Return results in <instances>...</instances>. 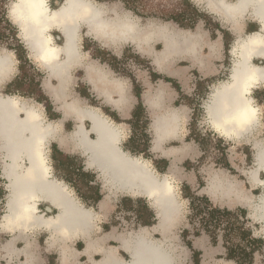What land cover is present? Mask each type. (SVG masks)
Returning a JSON list of instances; mask_svg holds the SVG:
<instances>
[{"label":"bare ground","instance_id":"1","mask_svg":"<svg viewBox=\"0 0 264 264\" xmlns=\"http://www.w3.org/2000/svg\"><path fill=\"white\" fill-rule=\"evenodd\" d=\"M198 1L205 2L207 8L220 21L232 24L236 36L230 51L233 56L230 78L213 88L206 103L208 122L215 131L229 140L250 142L261 122L252 92L264 84V64H255L256 59L264 60V0ZM16 2L17 0L12 2L10 14L14 23L19 25L32 57L49 71L51 77H58L61 82H64L63 78L66 79L73 65L80 61L77 47L82 23L89 25L90 32H97V35L114 34L116 28L121 31V36L129 32L132 40L139 42L138 48L153 56L154 64L163 71L179 58L189 59L201 67L207 62L203 49L206 45L210 46V43L207 34L200 28L191 31L171 24L140 25V19L136 17L131 24L119 18L120 21L113 25L103 19V10L92 0H65L55 10L50 9L47 0H41L39 10L42 15L39 17V24L25 23L12 15V6ZM246 18L256 19L261 23L263 31L242 34V21ZM54 27L65 37L63 46L56 45L50 36L49 32ZM155 42H161V50L155 51ZM215 45L216 43L211 44V55ZM13 65L11 55L0 52V79L12 76ZM45 87L51 89L50 83L47 82ZM165 94L166 90L161 86L155 98H161ZM33 103L15 96L0 95V151L4 152L2 170L8 189L6 213L0 227H19L32 231L45 226L53 239L51 245L60 244L67 251L76 240L81 239L85 242V253L92 255L96 251L98 241L94 239V232L98 213L83 205L69 186L56 179L51 171L47 147L51 141L57 139L61 144L79 148L86 155L89 167L94 166L93 164L99 165L106 183L114 192L120 190L136 196L150 195L157 206L162 224L170 220L173 212L179 211L181 203L176 202L175 186L170 175L160 176L149 161L124 153L118 146L120 133L123 131L120 132L118 126L113 125L109 118L102 116L95 108H83L74 101L67 106L71 110L68 112L80 119H89L90 129L80 122L68 135H61L60 125L45 122L44 113ZM240 112L247 113V123H223L225 117ZM153 116L154 145L155 149H160L164 141L175 136L177 114L171 111L159 115L154 113ZM90 133L96 137L90 138ZM253 148L255 167L247 171V177L252 186L261 187L262 194L254 196L244 192L243 196L242 193L238 195V199H244L253 220L263 224L261 233L264 235V179L260 178V174H264V140H255ZM181 150L182 148L174 152L176 158L173 168L182 155ZM219 182L220 179L215 176L212 185H220ZM44 201L55 205L58 213L50 217L41 214L39 204ZM133 235L130 242L132 248L126 245L131 254L129 261L106 250L103 260L95 264H177L179 255L175 247L166 244L165 240L148 239L143 231ZM6 247L11 250L13 241ZM61 264H72L65 252Z\"/></svg>","mask_w":264,"mask_h":264},{"label":"crops","instance_id":"2","mask_svg":"<svg viewBox=\"0 0 264 264\" xmlns=\"http://www.w3.org/2000/svg\"><path fill=\"white\" fill-rule=\"evenodd\" d=\"M192 1L200 12L214 14L207 8L208 6L205 2L198 0ZM227 1L234 2L235 0ZM47 2L50 9L55 10L63 5L65 0H47ZM95 3L103 10V19L108 20L113 25H116L120 19H124L126 23L129 21L131 24L135 21V17L138 18L133 10L127 8L125 3H100L96 1ZM213 16L220 24H223L215 14ZM7 19L16 28L17 40L25 51L24 59L29 60L30 64L36 67L32 69L34 72L26 71L22 62L23 59H19L18 53L15 50L0 49L1 53L11 55V58L14 60L12 76L0 79V95L20 97L22 100L37 99L41 103L40 105L44 107L45 122L50 121L59 124L61 135H68L80 122L87 129H90L91 125L89 119H80L77 115L69 113L68 111L71 110L67 106L76 101L83 108H95L102 116L107 119L109 118L108 120L113 125H117L118 127H116L120 132L123 131L122 134L120 133L118 146L124 153L149 161L153 170L160 176L165 175L164 162L172 163L167 174L173 180L176 202L181 203V207L178 212H173L169 221L162 224L158 209L156 208L157 206L153 203V198L150 195L136 196L126 191L121 192L120 190L114 192L109 188L110 185L106 183V178L99 165L93 164L94 166L89 167L86 155L79 148H72V146L61 144L58 139L53 140L47 147L48 161L50 162L53 176L66 183L83 205H89L91 203L92 207L85 206L93 208L98 213L99 217L94 232V239L98 241L96 251L92 255L85 253V242L81 239L76 240L74 245H71L67 251L60 244L51 245V240L53 239H51L49 229L45 226V228L42 227L32 231L31 229L22 230L19 227L13 229L0 227V264H52L54 262L53 260L61 264L63 252L69 256L72 264H95L103 260L106 250L114 252L125 261H129L131 254L126 245L132 246L130 242L134 238L133 234L139 231H143L148 239L157 241L165 240L166 244L175 247L176 253L179 255L177 264H216L218 257L226 258L225 260L218 261L217 264H239L237 261L227 258V249L223 244L213 245L206 235L197 236L195 238L196 241L192 245L191 243L187 244L183 234L190 230L189 210L191 207V198L194 195L201 196L208 199L214 207L228 211L238 209L243 211L248 210L249 218L254 223L259 224L251 217V211L245 200L238 199V195L242 193L243 196L244 192H246L249 195L259 196L262 194L261 187L251 185L248 188L250 182L244 181L239 174H233L230 170L223 168L217 169L210 167L204 169V171H197L195 168L191 170H186L185 168L179 169L178 164L183 158L185 159L190 155L198 156L199 154L197 145L188 143L187 139H185L187 142H185L180 151L182 153L180 158L182 159H177L178 161L174 168L172 167L176 158L174 152L177 150L173 151L166 148L170 141L182 137L181 125L182 123L188 122L191 118V110L181 108L184 107L180 105L182 92L186 89L181 90L180 87L182 88V84L186 83L189 86L191 82L190 75L193 74L192 71L200 75V80H206L221 73V69L215 68L213 63L223 59L227 44V41H225V33L227 32L231 36H235L229 26L224 25L223 27V25H220L223 31H227L217 35L216 38L207 35L210 46L206 45L203 49V54L207 60L204 67L193 64L189 59L179 58L173 62L172 66L166 67V70L163 71L154 64L153 56L148 55V52H143L138 48L139 42L132 40L133 38L127 30L126 35H124L125 37L123 35L121 36V31L117 28V31L115 30L117 34L111 33L106 36L97 35V32H90L89 25L82 23L79 28L81 29L79 30V37L81 38H79L80 42L78 41L77 47V51L79 50L78 53L80 54V61L73 65L70 71H68L66 79L63 78L64 82H61L58 77H51L48 74L49 71L40 66L32 57V52L22 38L19 25L17 26V23H14L15 21L10 14V10ZM58 30V28L54 27L49 33L56 45L63 46L65 37ZM241 31L242 34H251L262 32L263 28L261 23L256 19L247 18V20L242 21ZM158 43L160 44L161 42H155L154 44ZM212 43H216V45L211 55ZM142 46L144 47V45ZM206 50H208L209 55H206ZM131 56L152 61L157 71L164 74L166 78L175 81L178 87L169 82L171 86H163L166 90L165 96L155 98L158 89L161 87L153 86V81H155L153 78L155 75L152 80H149L148 77L145 78L143 75L139 77L136 75V79L132 75V72H129V69H127L125 62L122 63V60H126ZM182 61L189 62L191 65L190 68L183 69L177 66ZM261 61L264 62L262 59L255 60V62ZM128 66L130 67V64ZM38 76L40 77L38 78ZM47 82L50 83L51 89L45 87ZM201 86V83L195 84L192 88L190 86L188 88L189 92L198 91ZM175 107L177 108L175 109ZM171 111L177 114L175 136L172 139L164 141L160 149H155L153 114H166L171 113ZM206 118H208L207 113ZM148 122H151V133L147 132ZM215 132L219 134L217 131ZM89 136L92 139L96 137L93 133H90ZM0 153V175L3 176L2 159L4 152L0 151ZM62 156L69 157L72 163L74 160L77 163H73L70 168L63 166L60 162ZM159 164H161L160 168ZM69 172L76 173L75 175L77 177L81 175L91 176L92 179L83 184V189H89L91 187L96 189L99 192V195L95 198L96 200L93 202L88 201L86 200L88 198L83 193H79V191L83 190H80L78 187L76 188V185L73 184L77 180L68 178L67 173ZM237 172L240 173V171ZM215 176L220 179V185H212V180ZM3 178L6 180L4 176ZM184 187L185 189L183 190ZM186 189L191 191L190 196L185 195ZM6 190L8 192L7 184ZM39 209L42 210L40 213L47 217L54 216L59 211L55 205L48 201L41 202ZM123 214V218L119 216ZM120 219H123L124 222L119 223L116 221ZM43 239L44 244H42ZM12 241L13 247L10 250L6 245ZM59 243L62 242L59 241ZM195 250L205 254L203 259L197 262Z\"/></svg>","mask_w":264,"mask_h":264},{"label":"rangeland","instance_id":"3","mask_svg":"<svg viewBox=\"0 0 264 264\" xmlns=\"http://www.w3.org/2000/svg\"><path fill=\"white\" fill-rule=\"evenodd\" d=\"M14 0H0V31L5 33V37L0 39V49L1 50H13L18 43H14L12 41V33L8 31V28L5 26V23L2 22L3 10H5L6 15H9V10L11 4ZM100 3H124V0H94ZM133 7V12L139 19H141L139 24L148 25V24H157V26L171 24L179 29L191 30L195 31L197 28L203 30L207 35L212 38H216L217 35L223 34L227 30H222L220 25H228L230 29L233 27L232 24L229 25L227 22H222L220 24L213 16V14L199 12L194 9L197 7L192 0H132L131 2ZM3 5V7H2ZM197 11V12H196ZM184 13V16L180 17V23L172 20L171 17L174 15H179ZM7 16H5L7 18ZM247 20V18L245 19ZM243 20V21H245ZM140 24V25H141ZM185 25V26H184ZM236 40V36H231L227 32L225 33V41H227L225 52L223 55V59L221 61H216L214 64L215 68L221 69V73L217 76L206 80H200V75L192 71L191 82L188 84H182V88L186 89L182 92V97L180 100V105L184 106L181 108H186L191 110V118L188 122L182 123L181 131L183 133L182 137L177 140L170 141L167 144V149L170 150H178L181 149L185 142L196 144L198 147V156L190 155L187 158L182 159L179 164V169L191 170L195 168L197 171H204L206 168L214 167L217 169H227L230 170L233 174H239L240 177L244 181H248L247 171L253 169L254 167V154L255 150L253 148V144L255 140H264V84L259 86L253 90L252 97L255 100V105L259 108V114L261 122L259 126L256 128L257 130L253 133V138H251L250 142L243 141L237 142L233 140H229L220 134H217L211 125L208 122V118H206V103L210 99V95L213 91V88L218 85L220 82L227 81L229 79V74L231 71V67L233 64V56L231 55V47L234 45ZM155 50L159 51L162 49V44H154ZM205 52V51H204ZM206 55H209L208 50H206ZM24 69L26 71L34 72L36 66L30 64L29 60L23 59ZM125 62L127 65V69L129 72H132V75L137 79L136 75L139 77L143 75L145 78L148 77L149 80L153 78V86H171V83L165 80L166 76L161 72L157 71L156 66L150 60H142L140 58H136L135 56L128 57L126 60H122V63ZM130 64V67L128 66ZM255 64H263L261 62H255ZM177 66L182 67L183 69H189V62H180ZM124 68V67H123ZM37 71V70H35ZM156 73V74H155ZM159 74V75H157ZM40 76H38L39 78ZM190 79V78H189ZM201 83L202 86L199 87V90L189 92V87L194 86L195 84ZM186 93V94H183ZM29 101L33 104L37 105V109L41 110L44 113L43 105L37 99H25V101ZM178 105V106H180ZM41 106V107H40ZM186 106V107H185ZM177 107H175L176 109ZM180 108V109H181ZM179 109V108H178ZM39 110V111H40ZM151 122L147 124V132L151 133ZM187 133V135H186ZM185 139H187L185 141ZM160 162V161H159ZM73 163H77L75 160ZM72 163V164H73ZM171 162H167L164 164L165 174H167L169 169L171 168ZM161 164H159V168ZM237 171H240L238 173ZM76 173H67V176L71 180H77L73 182L76 185V188H80V194L88 198L86 200L93 202L96 200L95 198L99 195V192L96 189H83V184L87 183L91 180V176L81 175L77 177ZM262 174V175H261ZM260 178L264 179V174L261 173ZM244 175V176H243ZM64 176V175H63ZM72 182V181H71ZM7 181L4 180L3 176L0 175V220L3 215L6 213V199H7V190H6ZM248 185V188L251 187ZM186 186V185H185ZM185 187L183 188V190ZM185 195L190 196L191 191L189 189L185 190ZM203 199L201 196H192L191 199ZM200 205V212L198 210H194L192 206L189 210V223L190 230L183 234L188 243L194 244L196 241L197 233L199 235H206L210 242L213 245L223 244L227 249V258L231 251H235V255L233 259L240 264V261L244 264H264V235L259 232L262 229L263 224L254 223L249 218V211L243 210H234L232 212V216L223 217L219 222H214L209 224L208 226L204 223V218H209V211L207 210L206 204L202 201H198ZM86 205V204H85ZM136 205V204H134ZM86 206H91V203ZM138 207V206H137ZM245 212L244 214L241 212ZM122 218L123 215H119ZM119 223H123L124 220H116ZM198 235V236H199ZM42 244H44V239L42 240ZM194 247V245H193ZM246 253H250L251 257L246 256L242 253L243 251ZM196 262L200 259H203L205 254L201 251L195 250ZM244 255V256H243ZM222 258V259H220ZM226 257H218L216 264L218 261L225 260ZM229 259V258H228ZM52 264H58L56 260H53Z\"/></svg>","mask_w":264,"mask_h":264},{"label":"trees","instance_id":"4","mask_svg":"<svg viewBox=\"0 0 264 264\" xmlns=\"http://www.w3.org/2000/svg\"><path fill=\"white\" fill-rule=\"evenodd\" d=\"M131 2H132V0H124V3L126 4V6H127V8L128 9H131V10H134L133 9V7H132V4H131ZM2 7H3V5H2ZM196 7H194V9H195ZM195 10H197V11H199L197 8L195 9ZM196 11V12H197ZM200 12V11H199ZM3 17H2V22H4L5 23V26H3V29H5V27L6 28H8V31L10 32V33H12L11 35H14V36H12V41L14 42V43H18L15 47H13V50H15L17 53H18V57H19V59H24V56H25V51H24V48L22 47V45L18 42V40H17V37H16V35H17V33H16V28H14L13 26H12V24L8 21V19L5 17L6 16V13H5V10H3ZM182 16H184V13H182L181 14V16H179V15H176V16H172L171 17V19L172 20H174V21H176L177 23H180V17H182ZM185 26V25H184ZM5 33H2V31H0V39L1 38H4L5 37ZM165 80L167 81V82H171L173 85H175L176 87H178V84L175 82V81H173L172 79H169V78H165ZM60 162H61V164L63 165V166H66V167H71L72 166V160H70V158L69 157H66V156H62L61 158H60ZM164 164H166V161L164 162ZM89 189H93L92 187L91 188H89ZM198 201H202L203 203H205L206 204V207H207V210L209 211V218H207V219H203L204 220V223H205V225L206 226H208L209 224H211V223H214V222H219L223 217H230V216H232L233 214H232V212L231 211H228V210H226V209H220V208H216V207H214L211 203H210V201L208 200V199H205V198H203V199H197V198H195V199H192V201H191V206H192V208L194 209V210H198V213L201 211L200 210V205L198 204ZM243 214L245 213V212H243V211H241ZM197 236L199 235V233H197L196 234ZM235 253V251H231V253L229 254V256H228V258L229 259H233V258H235L234 257V255L236 254H234ZM244 255H245V257L246 256H249V257H251V254L250 253H246V251L244 250L243 252H242ZM234 254V255H233ZM243 255V256H244ZM240 264H244L243 262H241L240 261ZM250 264H252V262L250 263Z\"/></svg>","mask_w":264,"mask_h":264},{"label":"clouds","instance_id":"5","mask_svg":"<svg viewBox=\"0 0 264 264\" xmlns=\"http://www.w3.org/2000/svg\"><path fill=\"white\" fill-rule=\"evenodd\" d=\"M40 7L41 0H17L12 6V15L16 17V19L24 21L25 23L31 22L33 24H39V17L42 15L39 10ZM237 121L247 123V113L240 112L227 116L223 123L227 125Z\"/></svg>","mask_w":264,"mask_h":264},{"label":"flooded vegetation","instance_id":"6","mask_svg":"<svg viewBox=\"0 0 264 264\" xmlns=\"http://www.w3.org/2000/svg\"><path fill=\"white\" fill-rule=\"evenodd\" d=\"M264 63V62H263ZM20 98V97H19Z\"/></svg>","mask_w":264,"mask_h":264}]
</instances>
